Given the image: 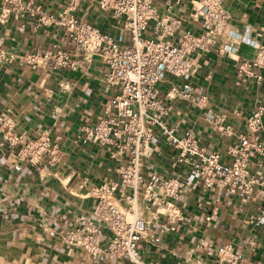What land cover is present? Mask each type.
Returning a JSON list of instances; mask_svg holds the SVG:
<instances>
[{
	"label": "crops",
	"instance_id": "0c3cea01",
	"mask_svg": "<svg viewBox=\"0 0 264 264\" xmlns=\"http://www.w3.org/2000/svg\"><path fill=\"white\" fill-rule=\"evenodd\" d=\"M152 1L162 16L182 19L183 31L201 32L199 23L189 19L196 0H173L170 11L167 0ZM65 2L45 0L42 8L58 15ZM2 8L0 0V14ZM225 8L230 16L227 31L217 39L214 50L194 54L200 69L191 82L197 97H207L206 106L184 100L171 102L166 97L173 85L185 82L182 79L165 74L159 84L164 103L172 104L170 121L178 123L182 130L193 129L207 153L224 152L233 139L213 129L214 114L228 115L226 125L231 126V132L243 133L252 109L264 105V70H258L261 83L252 78L240 82L238 78L239 66L254 60L259 48L264 47V0H226ZM76 14L114 39L122 33L129 43L124 21L100 10L97 0H86ZM37 22L38 16L0 23V114L17 133L28 138L49 133L58 142L60 152L56 164H49L47 159L40 166L24 164L23 170L17 172L13 168L14 150L0 131V264H133L122 257L93 260L83 250L49 235L50 230H69L77 219L92 217L98 201L93 189L118 177L119 163L111 160L97 143L77 142L81 128L99 122L105 102L117 90L106 88L104 79L109 68L98 55H81L76 70L58 67L54 60L32 66L31 55L43 56L59 50L74 55L78 48L63 28L46 26L34 31L32 26ZM144 36H154L153 23ZM175 153L173 147L161 141L152 158L145 161L143 176H172ZM251 170L264 176V161L253 159ZM208 196L202 190L183 194L178 206L192 220L191 224L179 223L160 247L144 250L146 264H194L187 253L201 238L215 245H238L251 236L255 205H243L242 212H235L225 204L210 222H205L207 209L197 204L208 207ZM152 212L146 210L144 216L150 219ZM255 232L262 243L257 258L264 259V227ZM105 233L109 234L106 230ZM199 255L209 260L200 251L195 252L193 259Z\"/></svg>",
	"mask_w": 264,
	"mask_h": 264
},
{
	"label": "built area",
	"instance_id": "2783aa9c",
	"mask_svg": "<svg viewBox=\"0 0 264 264\" xmlns=\"http://www.w3.org/2000/svg\"><path fill=\"white\" fill-rule=\"evenodd\" d=\"M44 1L3 0L0 23L38 16L34 31L60 27L78 44L74 55L63 50L31 55L29 63L34 67L54 60L58 67L76 70L81 55L101 57L109 68L105 86L117 90V94L105 102L103 116L95 126L81 128L77 142L97 143L119 163L117 179L93 189L98 201L92 217L77 219L69 230H50L49 235L83 250L93 260L122 257L133 264H146L144 250L160 247L179 223L191 224L178 206L183 194L202 190L209 195L208 207L197 204L207 209L205 222H210L225 204L235 212H242L243 205H255L251 236L238 245H215L201 238L187 253L188 259L194 264H264V259L257 258L262 243L255 232L264 227V176L251 170L253 159L264 161V105L252 109L243 133L231 132V126L226 125L228 115L214 114L213 129L233 139L224 152L207 153L193 129L182 130L170 121L172 104L164 103L159 90L164 75L170 74L185 81L170 88L166 97L171 102L184 100L206 106L207 97H197L191 82L200 69L194 54L214 50L217 39L227 31L230 16L226 0L192 2L189 19L199 23L198 34L183 31L182 19L162 16L152 0H97L100 10L124 21L130 34L128 44L122 33L114 39L77 16L86 0H66L58 15L45 12ZM172 1H166L168 11L173 8ZM152 23L154 36L145 38ZM258 70H264V47L259 48L254 60L239 66L240 82L252 78L261 83ZM0 131L14 150L15 171L21 172L24 164L40 166L47 159L51 165L58 163L59 145L49 133L28 138L17 133L4 114H0ZM161 141L176 150L171 164L173 175L165 178L154 173L145 178V161L152 158ZM146 210H153L150 219L142 214ZM196 251L209 260L202 255L193 259Z\"/></svg>",
	"mask_w": 264,
	"mask_h": 264
},
{
	"label": "bare ground",
	"instance_id": "6f19581e",
	"mask_svg": "<svg viewBox=\"0 0 264 264\" xmlns=\"http://www.w3.org/2000/svg\"><path fill=\"white\" fill-rule=\"evenodd\" d=\"M145 211L142 212V214H144Z\"/></svg>",
	"mask_w": 264,
	"mask_h": 264
}]
</instances>
